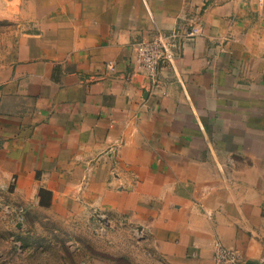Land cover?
Instances as JSON below:
<instances>
[{
	"label": "crops",
	"instance_id": "0c3cea01",
	"mask_svg": "<svg viewBox=\"0 0 264 264\" xmlns=\"http://www.w3.org/2000/svg\"><path fill=\"white\" fill-rule=\"evenodd\" d=\"M0 21V209L112 260L214 264L215 241L264 260V0H0ZM155 36L154 83L133 57ZM97 213L141 232L135 254L84 237Z\"/></svg>",
	"mask_w": 264,
	"mask_h": 264
},
{
	"label": "rangeland",
	"instance_id": "374dc122",
	"mask_svg": "<svg viewBox=\"0 0 264 264\" xmlns=\"http://www.w3.org/2000/svg\"><path fill=\"white\" fill-rule=\"evenodd\" d=\"M15 29L16 25L12 22L0 21V65L12 60L11 45L15 41L12 31ZM41 198V203L46 205V197L43 195ZM61 222L64 221L60 219L52 223L47 218L43 219V215H30L24 207L10 205L8 200H3V207L0 209V264H139L133 255L128 257L122 255L117 257V260H112L101 254L89 252L86 247L79 245L76 231L75 240L71 234L59 230L56 233L57 236L60 234L57 239L50 237L48 231L50 226L59 225ZM109 222H111L110 219L98 213L75 216V224L88 223L91 226L88 229L90 233L87 231L84 237L92 238L97 244L102 241L107 244L109 242L111 243L109 248L115 243H129L132 246L129 250H133L135 254L136 249L133 243L137 241V238H141V232L132 227L129 232H126L131 234L127 239L123 237L125 232L109 229L107 227ZM110 235L113 236L110 237ZM115 246L120 252V246ZM103 248L101 246L95 249L104 250ZM69 253L75 255L71 256L72 254ZM74 256L75 261L72 258Z\"/></svg>",
	"mask_w": 264,
	"mask_h": 264
},
{
	"label": "built area",
	"instance_id": "2783aa9c",
	"mask_svg": "<svg viewBox=\"0 0 264 264\" xmlns=\"http://www.w3.org/2000/svg\"><path fill=\"white\" fill-rule=\"evenodd\" d=\"M196 30H192V36ZM172 52L169 45L160 36L140 41L135 45L133 62L139 74L151 82H156L159 67L172 60ZM214 264H247L236 250L225 248L221 243L215 241L213 244ZM259 264H264L261 260Z\"/></svg>",
	"mask_w": 264,
	"mask_h": 264
}]
</instances>
